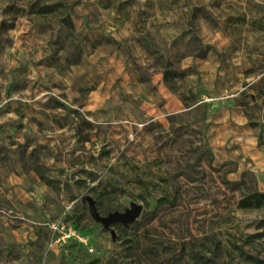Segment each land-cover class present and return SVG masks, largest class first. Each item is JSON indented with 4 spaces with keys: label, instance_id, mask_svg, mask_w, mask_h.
<instances>
[{
    "label": "rangeland",
    "instance_id": "1",
    "mask_svg": "<svg viewBox=\"0 0 264 264\" xmlns=\"http://www.w3.org/2000/svg\"><path fill=\"white\" fill-rule=\"evenodd\" d=\"M257 193L264 0H0V264H264Z\"/></svg>",
    "mask_w": 264,
    "mask_h": 264
},
{
    "label": "water",
    "instance_id": "2",
    "mask_svg": "<svg viewBox=\"0 0 264 264\" xmlns=\"http://www.w3.org/2000/svg\"><path fill=\"white\" fill-rule=\"evenodd\" d=\"M90 207L92 217L104 224V227L109 229L113 224H123L128 226L130 223L134 222L142 213L143 206L140 204H132V208L126 210L125 212H113L108 216H102L97 209L96 203L94 199H90Z\"/></svg>",
    "mask_w": 264,
    "mask_h": 264
},
{
    "label": "trees",
    "instance_id": "3",
    "mask_svg": "<svg viewBox=\"0 0 264 264\" xmlns=\"http://www.w3.org/2000/svg\"><path fill=\"white\" fill-rule=\"evenodd\" d=\"M47 10H53V8L51 7H47L46 8ZM64 22H67V23H71L69 19H66L64 20ZM168 66H165L164 70H163V73H164V80L167 84L170 83V80L171 78H173V76H178L180 75L179 72L177 71H171L168 67H170L172 65V63H169L167 64ZM39 176L41 178L42 181H44L45 183L51 185L53 184L54 180H51L47 177H45L43 174H41L39 172ZM252 199H255L256 202L255 203H252ZM264 201V195L262 194H253V195H250L248 196L247 198H244L242 201H241V205L242 206H245V207H249V206H255V207H260L261 206V203Z\"/></svg>",
    "mask_w": 264,
    "mask_h": 264
},
{
    "label": "built area",
    "instance_id": "4",
    "mask_svg": "<svg viewBox=\"0 0 264 264\" xmlns=\"http://www.w3.org/2000/svg\"><path fill=\"white\" fill-rule=\"evenodd\" d=\"M55 228H56V229H63V230H65V232L68 231V232L66 233V235H64V236L67 237V238L75 237V238L80 239V241H82V242H85V241H86L85 239L80 238V236L77 234L76 230H74V229H67L66 225H64V224H62V225L57 224V225L55 226Z\"/></svg>",
    "mask_w": 264,
    "mask_h": 264
},
{
    "label": "crops",
    "instance_id": "5",
    "mask_svg": "<svg viewBox=\"0 0 264 264\" xmlns=\"http://www.w3.org/2000/svg\"><path fill=\"white\" fill-rule=\"evenodd\" d=\"M5 111H6V113H7V112H10L11 110H10L9 107H6Z\"/></svg>",
    "mask_w": 264,
    "mask_h": 264
}]
</instances>
